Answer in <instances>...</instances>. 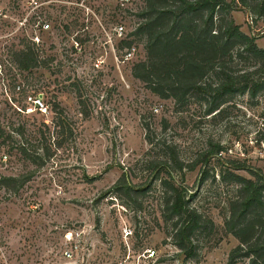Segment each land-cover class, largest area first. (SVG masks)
Masks as SVG:
<instances>
[{"label":"rangeland","instance_id":"1","mask_svg":"<svg viewBox=\"0 0 264 264\" xmlns=\"http://www.w3.org/2000/svg\"><path fill=\"white\" fill-rule=\"evenodd\" d=\"M119 2L0 0V60L11 97L0 79V159L7 155L0 160V181L16 178L9 188L0 182V264H229V253L239 244L225 226L236 186L222 181L219 172L225 158L264 173V94L236 95L211 114L203 95L177 103L153 94L132 76L133 65L145 59L144 39L130 35L144 0L124 7ZM230 16L264 48L262 19L239 4H233ZM41 23L49 28L35 27ZM117 24L123 25L124 39L133 40L128 60L113 31ZM34 34L40 58L53 60L21 70L10 52ZM98 58L104 61L95 67ZM253 64L236 59L230 68L252 69ZM16 83L23 91L14 92ZM25 91L41 93L48 112L18 111ZM214 146L222 149L203 163ZM164 162L175 185L194 193L191 206L213 222L211 230L193 236L196 255L188 259L172 242L174 218L161 216L160 179L169 176ZM204 169L208 173L201 181ZM233 171L251 177L245 170ZM123 172L146 187L145 193L129 199L116 191ZM126 226L131 235L123 232ZM75 228L83 230L82 241L67 260L61 238ZM148 247L156 257L138 263L137 254ZM250 258L234 264H248Z\"/></svg>","mask_w":264,"mask_h":264},{"label":"trees","instance_id":"2","mask_svg":"<svg viewBox=\"0 0 264 264\" xmlns=\"http://www.w3.org/2000/svg\"><path fill=\"white\" fill-rule=\"evenodd\" d=\"M233 4L264 21V0H144V7L137 13L139 21L130 35L144 39L145 59L133 65L132 76L162 99L172 98L179 103L194 94L207 97V114L236 95L254 99L264 94V48L258 47L233 22L230 16ZM132 41L121 39L119 47L129 48ZM10 55L21 70L46 66L53 60L40 58L38 46L30 40L22 48L11 50ZM236 59L252 60L253 68H230ZM214 147L202 156L203 163L222 149ZM18 150L23 155L28 153L23 145ZM171 159L177 163L174 152ZM162 164L168 168L169 176L160 179L164 189L161 216L167 220L174 218L172 242L188 259L196 255L193 236L211 230L213 222L191 206L194 193L182 184L175 185L169 166L166 162ZM150 165L157 166L155 162ZM224 165L220 179L236 186L225 226L239 242L229 253V264L250 256L248 264H264V173L240 160L224 158ZM178 166L181 170L182 166ZM230 168L245 170L251 177ZM207 173L204 169L201 181ZM15 180L3 177L0 182L9 188V183ZM114 189L129 199L147 190L142 184H133L126 172Z\"/></svg>","mask_w":264,"mask_h":264},{"label":"built area","instance_id":"3","mask_svg":"<svg viewBox=\"0 0 264 264\" xmlns=\"http://www.w3.org/2000/svg\"><path fill=\"white\" fill-rule=\"evenodd\" d=\"M119 4L121 5V7H124L128 2H130L131 0H119ZM36 28H39L40 30H46L49 28V24L48 23H41V24H35ZM113 31L116 34V36L118 38L124 39V28L122 24H117L113 27ZM29 40L33 43H38L40 41L39 36L37 34L34 35H30ZM75 46L78 47L79 43L78 42H74ZM134 52V46H131L129 48H125L124 52H123V58L125 60H128L132 57ZM116 58V57H115ZM103 59L102 58H98L95 60V67H99L101 66V64L103 63ZM9 62V61H7ZM2 60H0V79L2 82V91L4 92V94L8 97V99L11 101V97H9V92H10V88H9V84H8V80L4 75V70L2 67ZM4 66V65H3ZM5 67V66H4ZM14 92L19 93L21 91H23V86L20 85L19 83H16L13 87ZM24 103L25 105L23 106H16L18 111L22 112V113H30L33 111L39 112L41 115H44L45 113L48 112V106L44 101V97L41 93L38 92H26L24 93ZM155 111L158 110V108H154ZM7 159V155L6 154H2L1 156V161L5 162ZM116 200V198H114ZM123 232L126 235H131L132 234V230L129 227H123ZM82 234H83V230L79 229V228H75V229H67L63 232L62 238H61V243L63 245V249H62V256L64 259H71L74 256V253L78 250L80 243L82 241ZM156 257V250L154 248H145L142 252H139L137 254V259H138V263L140 261V259H154Z\"/></svg>","mask_w":264,"mask_h":264}]
</instances>
